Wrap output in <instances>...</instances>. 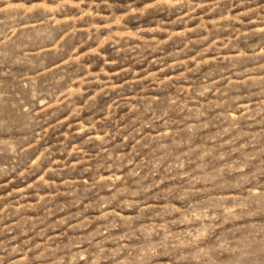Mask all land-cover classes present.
<instances>
[{
  "label": "rangeland",
  "instance_id": "1",
  "mask_svg": "<svg viewBox=\"0 0 264 264\" xmlns=\"http://www.w3.org/2000/svg\"><path fill=\"white\" fill-rule=\"evenodd\" d=\"M0 264H264V0H0Z\"/></svg>",
  "mask_w": 264,
  "mask_h": 264
}]
</instances>
